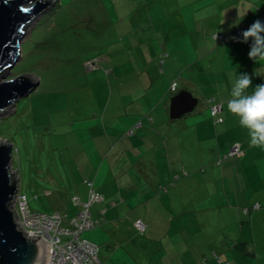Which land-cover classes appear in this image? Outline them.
<instances>
[{"label": "rangeland", "instance_id": "obj_1", "mask_svg": "<svg viewBox=\"0 0 264 264\" xmlns=\"http://www.w3.org/2000/svg\"><path fill=\"white\" fill-rule=\"evenodd\" d=\"M171 11L169 0H58L30 22L20 59L3 79L29 75L40 82L31 94L0 111V141L14 146L13 166L32 212H59L66 225L79 212L72 197H85L86 180H95L106 194L109 179L104 173L123 180L122 171L129 176L131 169L137 170L135 159L144 158L143 175L136 171L139 178L123 182L125 201L119 203L117 214L110 210L100 215L106 206L101 202L92 206L100 224L81 238L99 246L100 264H190L212 251L205 237L217 227L201 226V232L190 221L204 219L192 215L203 207H208L204 214L208 212L210 223L216 220L218 211L212 208L221 202L219 186L216 178L208 179L216 166L215 137L205 139L201 134L198 138L195 132L181 137L183 147L176 162L162 157L165 146L155 145L159 140H152V126L146 120L144 129L128 135L132 124L144 119L135 113L141 100L160 106L155 115L163 113L170 121V99L176 94L169 90L171 65L177 54L183 56L179 62L184 65L203 53L166 47L165 39L176 36L164 17ZM177 38L182 41L184 35ZM183 65L175 69L183 70ZM143 74L151 80L144 81ZM178 83V89H183ZM202 104L200 99L197 108ZM124 147H129L125 158L130 167L119 161ZM173 166L187 173L171 179ZM170 204L176 209V225L161 234L164 228L169 230L163 226L167 222L163 213ZM151 211L157 214L154 231L139 232L134 224L137 214L144 217ZM152 232L156 242L150 251L136 248L135 241L150 239ZM131 248L136 249L134 256L129 255Z\"/></svg>", "mask_w": 264, "mask_h": 264}, {"label": "crops", "instance_id": "obj_2", "mask_svg": "<svg viewBox=\"0 0 264 264\" xmlns=\"http://www.w3.org/2000/svg\"><path fill=\"white\" fill-rule=\"evenodd\" d=\"M169 1L173 11L165 14L164 17L169 18L168 24L176 33V36L170 35L167 40L165 39L166 47L173 48L175 51L193 49L200 52L203 51V53H199L196 60H191L188 63L185 62L184 65L183 61L179 62L183 56L177 54L178 59L171 65L172 80L170 85L172 87V84L176 82L177 89L175 92H172L170 87L169 90L176 94L180 91H188L198 99V103L191 113H187L193 114L191 117H188L186 121L177 123V120L186 118L187 114L178 119H172L170 117L169 106L170 121H168L163 118V113L158 112L159 117L155 115L156 109H159L160 106L155 108L149 104L151 103L150 101L146 102V99L141 100L135 113L141 114L144 119L143 121L138 120L134 122L132 127L135 126L136 128H131L136 130L144 129L143 123L146 120L152 126L150 129L152 140H159V143L155 141V145L165 146L162 157L168 160H176V162L179 159H176V155L178 157V153L183 147L181 137L187 136V134L192 132H195L198 138L201 134H203L205 139H210V136L215 137L217 152L215 153V149L212 150L213 155L215 154L212 160L216 163V166L211 168L208 179L216 178L219 186L218 192L221 202L212 208L213 211L214 209L218 211L215 216L216 220L210 223V218L207 216L208 212L204 214V211L208 210V207H203L198 211H194L192 215H195L197 218L202 216L204 219L200 221L193 219L190 222L192 226L200 227L199 230L201 232V226L215 225L217 229L216 232L212 231L211 234L209 233L205 237L206 244L207 241H210L208 244L213 245L211 248H208L212 250L209 257L207 254L201 257L200 254L199 257L201 258L190 264L199 262L205 258L207 259V264H264V143L252 145L248 131L239 125L238 119L227 108L231 83L238 72L249 74L252 78L253 87L264 83V61H261L259 65L254 60L249 59L248 56L253 43L252 40L249 39L247 43L240 42L242 34L238 42H235L233 39L238 30H247L256 20L264 21V0ZM238 19L241 22L233 27L232 25ZM180 34L184 35L182 41L177 38ZM215 35H219V39H216ZM172 44L175 45L172 47ZM178 64L183 65L184 69H175V66ZM150 77L143 74L144 81H150ZM178 80L182 83V87H184L181 90L178 89ZM251 90L250 88L249 92ZM165 98H163L162 102L165 101ZM200 99H203V104L198 109ZM215 103H221L223 107L222 112L217 117H213L211 113V107ZM171 121L176 123H171ZM131 128L130 131L132 130ZM203 131H207L206 135ZM164 137L166 138L164 139ZM234 145L241 147L242 154L232 158L226 157L230 148ZM121 152L119 154L121 157L120 159L117 158V160L125 161L128 165L125 157L130 154L129 147H124ZM110 154L112 155V152ZM139 157L135 159L137 165L136 171L143 175L146 164L144 158L142 156ZM128 166L127 168L130 167ZM150 169L151 167L148 166V171ZM136 171L131 169L129 176L122 171L123 180L121 176L118 178L111 176L109 171L108 173H104L103 177L109 179L106 194L102 192L101 187L97 186V188L105 197V200L100 204H106L107 207L103 206L100 215L106 216L110 210H115L113 213L114 215L117 214L116 208L119 203H124L125 201L121 196L126 191L123 188V182L126 178H139V174ZM182 171L173 166L171 168V179H175V175L178 177L187 173L184 172L183 174ZM206 171L207 168L201 170V172ZM91 180L88 179L86 181ZM85 188V197L79 195L83 200H86L88 196L87 187ZM255 205H259V207L255 208ZM175 210V207L171 204L164 207L163 214H165V218L167 219V222L163 223L164 227L169 228L172 225H176ZM200 211H202V215L198 214ZM159 214H162L161 209L159 210ZM137 215L134 224L141 220L146 227L144 234L149 230L154 231L152 228L156 226V223L153 217H157L156 213H153V211L147 212V216L144 217L141 213ZM92 217L95 218L93 214ZM186 222L190 224L189 220H186ZM196 229L195 231H197ZM166 231H170V228L169 230L164 228L161 234H165ZM159 232L158 230V235ZM152 234L153 236H150V239L140 240V244L135 241L137 243L136 248H139L140 245L141 249L146 250L148 253V250L150 251V248L156 242L154 232ZM170 243L173 244L174 242L170 241ZM155 248V252L159 251L157 245H155ZM128 251L130 256H134L136 249L131 248Z\"/></svg>", "mask_w": 264, "mask_h": 264}, {"label": "water", "instance_id": "obj_3", "mask_svg": "<svg viewBox=\"0 0 264 264\" xmlns=\"http://www.w3.org/2000/svg\"><path fill=\"white\" fill-rule=\"evenodd\" d=\"M58 0H0V111L37 89L29 75L3 80L22 53V40L30 22ZM198 103L192 93L180 91L171 98L170 117L191 113ZM14 146L0 141V264H49L51 243L41 236L29 238L19 229L14 210L19 175L13 164Z\"/></svg>", "mask_w": 264, "mask_h": 264}, {"label": "built area", "instance_id": "obj_4", "mask_svg": "<svg viewBox=\"0 0 264 264\" xmlns=\"http://www.w3.org/2000/svg\"><path fill=\"white\" fill-rule=\"evenodd\" d=\"M243 30H238L234 35L235 41H239ZM219 39V35H215ZM177 84L173 83L171 90L174 92ZM223 110L221 104H214L211 107L212 116L219 115ZM139 126V125H138ZM134 130L129 132L132 135ZM242 154L239 145L230 148L226 157H235ZM88 191L87 200L80 196H73L72 200L79 207V212L64 225L65 218L61 213L39 214L31 211L27 195L20 190L15 198V218L19 229L29 238L41 236L51 243V257L49 264H99L100 248L97 244L82 239L81 235L100 224V220L92 217L91 206L104 201V196L97 190L93 181H86ZM259 205H255L258 208ZM66 218L68 215L65 216ZM136 227L144 232L146 227L139 220Z\"/></svg>", "mask_w": 264, "mask_h": 264}, {"label": "clouds", "instance_id": "obj_5", "mask_svg": "<svg viewBox=\"0 0 264 264\" xmlns=\"http://www.w3.org/2000/svg\"><path fill=\"white\" fill-rule=\"evenodd\" d=\"M240 22L238 19L232 26ZM249 39L253 42L248 53L249 59L260 65L264 61V21L256 20L243 31L240 42L247 43ZM252 84L249 74L238 72L231 83L227 108L238 119L239 125L248 131L250 143L258 145L264 143V83L255 87Z\"/></svg>", "mask_w": 264, "mask_h": 264}, {"label": "trees", "instance_id": "obj_6", "mask_svg": "<svg viewBox=\"0 0 264 264\" xmlns=\"http://www.w3.org/2000/svg\"><path fill=\"white\" fill-rule=\"evenodd\" d=\"M236 34V33H235ZM235 41V40H234ZM236 42V41H235ZM166 56V55H165ZM164 63H165V61L164 60H162L161 62H160V64L163 66L164 65ZM174 83H176V82H174ZM177 84V83H176ZM172 91V90H171ZM173 92V91H172ZM175 92V91H174ZM215 104H221V103H215ZM214 105V104H213ZM222 105V104H221ZM218 116V115H217ZM217 116H215V117H217ZM142 125V124H141ZM136 128V127H135ZM132 130H134V132H135V130L136 129H132ZM130 132V131H129ZM129 132H128V135H129ZM92 181V180H91ZM94 182V184H95V181H93ZM95 186H96V184H95ZM96 188H97V186H96ZM19 189H20V185H19ZM97 190H98V188H97ZM99 191V190H98ZM100 192V191H99ZM101 193V192H100ZM102 194V193H101ZM88 195V194H87ZM103 195V194H102ZM104 196V195H103ZM88 197V196H87ZM28 198V197H27ZM87 200V199H86ZM104 200H105V197H104ZM95 204H97V203H95ZM92 207V206H91ZM92 213V212H91ZM135 227H136V224H135ZM137 228V227H136ZM138 230V229H137ZM139 231V230H138ZM140 232V231H139ZM216 259L217 260H219V258L218 257H216ZM193 264H207V259L205 258V259H203V260H201V261H199V262H196V263H193Z\"/></svg>", "mask_w": 264, "mask_h": 264}, {"label": "bare ground", "instance_id": "obj_7", "mask_svg": "<svg viewBox=\"0 0 264 264\" xmlns=\"http://www.w3.org/2000/svg\"><path fill=\"white\" fill-rule=\"evenodd\" d=\"M99 261V260H98Z\"/></svg>", "mask_w": 264, "mask_h": 264}]
</instances>
